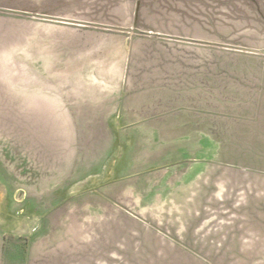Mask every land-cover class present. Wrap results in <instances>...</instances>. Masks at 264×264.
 I'll list each match as a JSON object with an SVG mask.
<instances>
[{
  "label": "rangeland",
  "instance_id": "374dc122",
  "mask_svg": "<svg viewBox=\"0 0 264 264\" xmlns=\"http://www.w3.org/2000/svg\"><path fill=\"white\" fill-rule=\"evenodd\" d=\"M0 264H264V0H0Z\"/></svg>",
  "mask_w": 264,
  "mask_h": 264
}]
</instances>
